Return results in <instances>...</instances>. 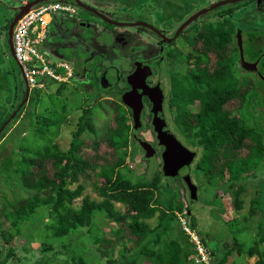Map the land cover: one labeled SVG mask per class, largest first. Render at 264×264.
<instances>
[{"label": "trees", "instance_id": "obj_1", "mask_svg": "<svg viewBox=\"0 0 264 264\" xmlns=\"http://www.w3.org/2000/svg\"><path fill=\"white\" fill-rule=\"evenodd\" d=\"M242 5L246 3L228 6L223 11L231 13ZM172 14L173 18L184 19L182 13ZM204 28V33L194 43L201 50V55L196 56L199 61L197 72L192 78L186 77L182 87L174 93L178 108L177 122L182 125L183 134L194 141V147L199 152L198 159L193 163L194 171L223 180L221 185L215 186L222 195L230 196L234 210L239 212L244 208L243 197L249 194V186L261 185L260 196L251 200L249 208L251 216L263 211L259 223L260 234L252 248L243 250L239 245L237 251L238 255L243 252L250 256L257 255L258 264H264V117L257 112V106L264 107V80L259 76H256V80L242 78L240 62L238 69L233 70L232 64L239 56V48L233 37L235 27L232 22L227 20ZM5 29H8V25ZM249 35L251 57L262 66L264 74V39H261L264 33ZM62 87L64 84L58 93ZM112 107L113 114L100 136L96 133L92 114L85 109L82 116L84 122L74 133L67 151L47 139L44 148L35 156L12 149L3 159L1 156L7 152V147H2L0 176L4 173L6 177L17 179L34 191L32 196L15 204L4 203L0 209V219L3 217L10 224L4 234L12 238V232L20 233L29 217H35L40 210L49 208V215L54 217L51 224L55 229L54 236L67 247L72 264H89L80 246L71 247L65 243L64 237L69 236L73 229L89 228L92 234L90 239L94 238L100 243L110 241L99 236L100 228L96 223L97 212L106 211L117 221L119 230H126L138 246L135 255L140 260L128 264L139 261L141 264H192L190 258L196 254L195 246L178 221L172 200L164 203L159 197L162 189L160 174H155L148 181L136 180L124 171L127 162L121 151L130 144L132 126L127 111L119 105ZM244 116H252L254 124L249 126ZM42 124L51 128L57 122L46 120ZM39 135L46 138V130H40ZM101 144L109 147L107 156L99 154ZM90 146L92 155L85 153V148ZM253 164L256 170L251 176L249 172H252ZM92 174L95 177L93 190L103 200L98 202L85 196L82 204L75 206L74 202L82 197L85 186L79 184L74 190L69 186L78 183L83 176L92 178ZM216 197L221 198V195L217 193ZM115 203L123 204L126 213L115 210ZM177 209L183 213L184 204L178 202ZM157 213H160V222L156 228H151L147 221ZM166 220L170 223L169 228L164 227ZM2 225L3 222H0V231ZM192 228L195 230V227ZM174 229L178 231L177 237H168ZM231 252L228 251L217 264H227Z\"/></svg>", "mask_w": 264, "mask_h": 264}, {"label": "rangeland", "instance_id": "obj_2", "mask_svg": "<svg viewBox=\"0 0 264 264\" xmlns=\"http://www.w3.org/2000/svg\"><path fill=\"white\" fill-rule=\"evenodd\" d=\"M24 1H27L28 4L31 0ZM24 1L21 0L12 5L21 6L24 5ZM219 1L222 0H130L129 2L100 0V6H104L108 3L111 5L113 4L111 11L116 13V15H120V17L126 16L134 20L147 19V21L150 20L152 23L159 24L166 29L168 25H170L167 32L174 34L177 28L181 26L187 18H190L196 12L208 8ZM42 4L43 3L39 5ZM259 5V2L258 5L254 2H247L246 5L234 9L229 14L223 11L228 8V6H224L218 8V10L216 9L202 15L194 24H196L198 29L229 20L233 23L234 27H241L249 33H256V30H264V6ZM5 9L6 7L0 4V151L2 147H7V152H3L4 154L1 158L5 159L12 149L16 151L21 150V153L29 156H35L44 148L47 139H51L61 150L67 151L70 148L74 133L84 122L82 116L85 109L89 110L90 114L93 116L97 135H102L107 121L113 114V107L110 106L105 99L101 101L100 99L101 97L110 95V93L97 91L94 95L90 93L92 89L87 88L89 83L86 84V86L82 85V82L95 80L92 71H86L88 73L84 75L86 76L85 78H83L84 76L82 73L81 77L73 73L72 66H74L75 62H66L67 59L72 57L66 56L63 52L65 48L62 45L67 43L64 37L66 31L64 29H56L54 31L52 29L47 30V38L38 50L45 57L44 51L47 53L46 44L49 42L48 40H50L52 42L51 49L60 52L58 61L64 65H70L72 68L64 78V80H69L64 87H62L60 93H58V90L61 88L62 83L58 81L41 80L40 83L43 84L42 86L32 88L24 78L19 63L11 56L9 37L5 29V26H7L9 21L14 17L13 15L16 14L15 12H17L18 9H11L10 11ZM184 9H188V11L184 12V21L181 20V22L178 21L179 19L176 20V17H172L174 16L172 12H176V15H178L182 13ZM73 14L75 15V13L70 12H59L51 17L56 23L60 19L65 21L67 16ZM127 18L121 17L120 19L127 20ZM75 29L76 27L73 26L71 30ZM133 31H138L139 36L146 34L145 28H142V30L136 28L133 29ZM195 34L196 32H191L188 35L195 36ZM261 36V39H264V35ZM233 37H235V33ZM182 39V47H184L182 54L185 55L186 52L189 51V44H187L186 38ZM57 63L58 62H47V64L52 67L53 71L59 72L58 74L60 75L65 74L63 69L61 71L56 67ZM188 63L190 62H181L183 66H187ZM238 65L239 56L235 63L232 64L233 70H237ZM190 69L192 72L197 71L195 66L190 67ZM184 73V71L179 72L176 71L174 67H171L170 72L164 74V79L168 81L171 76L175 75L180 77ZM241 76L242 78L247 77L256 80V73L242 71ZM27 87L30 88V92L26 98ZM257 112L258 114H263L262 116L264 117L263 106H257ZM176 114L177 110L174 109L171 118L174 119ZM243 118L249 126L255 122L252 116L248 118L244 116ZM46 120H55L57 124L51 128L44 127L42 126V122ZM43 129L46 130V138L39 135L40 130L42 131ZM134 135H137L144 141L151 143L155 141L149 114L143 118L142 128L139 130L131 129L129 136L130 144L121 151L127 162L124 171L129 172L136 180L146 179L149 181L155 174H160L162 188L159 193L160 199L164 203L168 200L170 202L171 199L174 211L178 216V221L181 222L182 226L184 227V225H186L188 229L197 233L202 240L204 238L205 242H203L211 251V264H217V262L224 258L226 253L230 250L232 252L228 257L227 264H258L259 257L257 255L250 256L246 254V252H243L244 254L242 253V255H238L237 249L239 245L242 246L243 250L252 248L255 244L256 237L260 234L259 223L263 217V211H260L256 216H251L249 215V208L251 200L253 198L257 199L260 196L261 185L254 184V186L251 183L252 185L249 186V194L243 197L245 202L244 208L237 212L233 208L230 196L226 194L222 195V192L215 186L216 184L221 185L223 180L220 181L218 177L212 178L208 175L198 174L194 171V162L192 167L185 168L183 171L184 174L189 172L200 190L198 192L199 201L193 204L190 201L189 191L185 182L175 176L166 178L162 173L160 154L156 159L147 160L145 152L134 139ZM190 147L193 150L197 149L194 146ZM85 149L86 154H93L91 146ZM108 153L109 147L105 144H101L99 154L107 156ZM255 170L256 165L253 164L252 172H249V174L253 176L252 174ZM52 174L53 172L51 175ZM94 179L95 177L93 174L92 178L83 176L78 183H73L69 186V188L73 190L79 184L85 186L82 197L75 200V206H80L85 196L98 202L103 200V198L93 190ZM217 193L221 195V198L216 197ZM33 194V190H29L23 186L17 179L8 178L4 173L0 176V209L3 208L6 201L10 204H15ZM178 202H182L185 206V211L183 213L179 212L177 209ZM114 205L115 210L122 214L126 213V208L123 204L115 203ZM49 211V208H45L42 209V211L40 210L35 217H29L22 225L20 233L10 230L13 234L12 238L4 234L6 230L9 229V222L4 220L3 217L0 219V222H3L1 227L2 231H0V264H72L71 254L66 249L67 247L63 246L60 238L54 236L55 229L51 226L54 217L49 215ZM189 211H191V215ZM170 217L171 216H169V218ZM159 222L160 213H157L154 218L147 221L151 228H156ZM96 223L100 228L99 236L110 241L106 243L96 242L94 238H89V236L92 235L89 228H78L71 230L70 235L64 237L66 238L65 243L69 244L71 247L80 246V250L89 264H128L136 259L140 260L138 255H135V250L138 248L135 241L130 239L126 230H119L120 226L117 221L110 217L106 211L97 212ZM165 225L167 226L166 228H169L170 223L168 220H166L164 227ZM192 227H195V230ZM177 235L178 231L174 229L171 236H168V234L166 236L175 238ZM262 248L264 249V245ZM190 259L192 264H203L194 258V256H191ZM141 263L142 262L139 261L136 264ZM144 264L149 263L144 262Z\"/></svg>", "mask_w": 264, "mask_h": 264}, {"label": "flooded vegetation", "instance_id": "obj_3", "mask_svg": "<svg viewBox=\"0 0 264 264\" xmlns=\"http://www.w3.org/2000/svg\"><path fill=\"white\" fill-rule=\"evenodd\" d=\"M62 1L71 5V7L74 9L75 15L73 14L67 16L66 20L60 24H58L57 22H52L50 27L51 29H53V31L56 29H64L66 31L64 37L67 43H65V45L63 44L62 46L65 48V50H63L65 55L68 57H72L67 59L66 62H75L74 66H72L74 71L73 73L76 76L80 75L81 77L82 74L84 76L88 73L86 71L93 72V78H95V80L82 82V85L86 86V84L89 83L87 88L92 89L90 93L94 95L97 93V91H105L110 93V95H107L106 97L100 96V101L102 99H105L110 106L119 105L122 109L127 111V115L130 117L129 123L134 129L135 123L133 119V111L124 103L123 96L124 94L132 90L133 85L130 84L129 77L139 68L141 71V75L136 77L134 81L136 84V89H138L139 92L142 93L143 91L140 87L143 86L146 87L147 92H150L149 89L160 88L163 94L162 107L168 127L186 148L196 152L198 156L197 149L193 150L190 147L194 146V141L192 139L190 140L188 136L185 135V133L183 134L181 127L182 125L178 124L177 122L178 108L176 105L177 100H175L174 98V93L177 92L180 87H182V84L186 81V77L189 76L190 78H192L194 73L197 72H192V70L190 69V67L193 66L198 69L197 62L199 61L197 60L196 56L201 55V50L198 49L194 45V43L196 41L198 42L200 34L204 33L203 29L205 30V26L203 28L197 29L196 24L193 23L192 26L187 27L183 32L178 34L182 24H184V22L189 19L187 18L185 21L183 20L184 22L177 28L174 34H170L167 32L168 28H170V25H168L166 29L159 24L152 23V21L150 20L147 21V19L134 20L132 18L129 19V17L127 18L126 16L121 17L127 18V20H121L120 15H116V13L111 11L113 4L111 5L108 3L104 6H100V0ZM113 1L125 2L123 0ZM252 2L256 3V5H258L259 2V6H264V0H253L251 1V3ZM186 11H188V9L184 10L181 15L185 17L184 12ZM15 13L16 14L13 15L14 17L7 24V35L10 24L18 14V11ZM107 18L115 23H109ZM178 19L179 18L176 17V20ZM198 19L196 21H198ZM137 23H145L148 26L136 25ZM73 26L76 27L75 30H71ZM136 28H139L141 30L142 28H145L146 34L139 36L138 31H133V29ZM238 29L239 27H235L234 31V38L237 45ZM243 30L246 31L245 29ZM191 32H196L195 36H189L188 34ZM258 32L262 34L264 33V30H256V33ZM182 38H186L187 44H189V51H187L185 55L182 54L184 48L182 47ZM249 39L250 35H248V41H250ZM183 61L190 63H188L187 66H183L181 64V62ZM65 67L66 68L63 69L65 73L64 75H62L63 78H65L67 76L66 74H68L72 70L70 65H67ZM171 67H174L176 71H184L185 73L180 77L173 75L167 81L166 79H164V74L169 73ZM243 71L245 70L243 69ZM256 76L258 75L256 74ZM85 77L86 76H84L83 78ZM68 80L69 79L61 81V85H65ZM153 94H155V92H153ZM143 105L144 108L141 113L140 128L143 127V118L148 114L151 117V125L153 120V103L151 102L149 95L144 96ZM174 109L177 110V114L176 117L172 119L171 115ZM154 138L155 141L149 143L155 148L156 155L151 158H146L147 160L156 159V157L160 154V162L162 164L163 172L162 154L165 150V147L159 144L155 131ZM134 139L139 144L138 140L141 138H139L137 135H134ZM139 146L141 147L140 144ZM143 151L146 154V151L144 149ZM181 174V176L175 177H178L184 181L186 175H184L183 170ZM163 175L166 178H171L169 175L166 176L164 172ZM199 191L200 190H198V192Z\"/></svg>", "mask_w": 264, "mask_h": 264}, {"label": "water", "instance_id": "obj_4", "mask_svg": "<svg viewBox=\"0 0 264 264\" xmlns=\"http://www.w3.org/2000/svg\"><path fill=\"white\" fill-rule=\"evenodd\" d=\"M54 0H32L30 3L26 5L17 6L15 9H18V14L15 16L14 20L11 22L9 31H8V37H9V47L11 56L16 60L15 57V50H14V43H13V32L15 25L21 19V17L29 12L34 6L39 5L41 3H46ZM62 1V0H60ZM253 0H222L219 1L213 5H211L208 8H205L193 16H191L184 24H182L179 32H183L187 27L191 26L193 23L196 22L198 18H200L202 15L209 13L211 11H214L218 8L224 7V6H231L238 3H247L251 2ZM14 9V10H15ZM106 18V17H105ZM108 22L114 24L112 20L109 18ZM136 25H145L148 26L145 23H137ZM177 34V36H178ZM250 33L248 31H244L239 27L237 32V38H238V47L240 52V66L247 72L256 73L259 77H261L264 80V74L262 72V66L258 63L254 62L251 58V52L249 48V42H248V35ZM17 61V60H16ZM141 75V71L138 68L130 77L129 82L133 85L132 90L130 92H127L123 96L124 103L129 106L133 111V119H134V129L137 130L141 127V113L143 111L144 105H143V98L145 95H149V98L151 99V102L153 103V120L152 125L154 127V131L157 135L158 142L161 146L165 147V150L162 154V160H163V172L166 176H181L182 170L184 171L185 168H190V166L195 162L197 153L194 151H191L190 149L186 148L175 136V134L170 130L168 127V124L166 122V118L163 111V94L162 91L156 88V89H149L150 92H147V89L145 86L140 87L143 91L142 93L139 92L138 89H136L135 84V78ZM27 96L30 92V88L27 87ZM155 92V94H153ZM141 147L146 151V157L151 158L154 155H156L155 148L147 141H143L141 139L138 140ZM184 175L185 179L184 182L188 188L190 200L191 203H197L199 201L198 196V186L193 182L192 177L190 176L189 172H186ZM189 214H191V211H189Z\"/></svg>", "mask_w": 264, "mask_h": 264}, {"label": "built area", "instance_id": "obj_5", "mask_svg": "<svg viewBox=\"0 0 264 264\" xmlns=\"http://www.w3.org/2000/svg\"><path fill=\"white\" fill-rule=\"evenodd\" d=\"M59 12L74 13V9L71 5L59 1L43 3L25 13L15 25L13 32L15 57L24 78L32 88L42 86L41 80L59 82L64 80L60 74L53 71L38 50L47 38L51 16ZM184 229L190 235L191 242L195 246L194 258L203 264H211V251L206 247L202 238L188 229L186 225H184Z\"/></svg>", "mask_w": 264, "mask_h": 264}, {"label": "crops", "instance_id": "obj_6", "mask_svg": "<svg viewBox=\"0 0 264 264\" xmlns=\"http://www.w3.org/2000/svg\"><path fill=\"white\" fill-rule=\"evenodd\" d=\"M19 1H21V0H0V4H2V5H4V7H6V9H8V11H10L11 9H15L17 6H13L12 4H15V3H17V2H19ZM22 1H24V0H22ZM32 1V0H31ZM22 3V2H21ZM23 4L24 5H26L27 4V1L25 2H23ZM12 6V7H11ZM5 9V10H6ZM6 17V16H5ZM62 20L60 19L59 21H57V23L58 24H60V23H62V22H64V21H62ZM52 22H54V20L52 19V17H51V21H50V24H49V27H50V25H51V23ZM48 27V30H51V27L49 28ZM53 30V29H52ZM51 33H52V31H51ZM53 34V33H52ZM51 34V35H52ZM65 35V34H64ZM49 42L46 44V51H47V53L44 51V53H45V60L47 61V62H58V58L60 57V55H59V51H57V50H54V49H51V46H52V42L50 41V40H48ZM43 45V44H42ZM41 45V46H42ZM65 66H67V65H64L63 63H61V62H58L57 64H56V67L58 68V69H60L61 71H62V69H64V68H66ZM61 71H60V73H61ZM64 71V70H63ZM59 73V72H58ZM62 75H64V74H62ZM61 75V76H62ZM66 75H68V74H66ZM59 82V81H58Z\"/></svg>", "mask_w": 264, "mask_h": 264}]
</instances>
